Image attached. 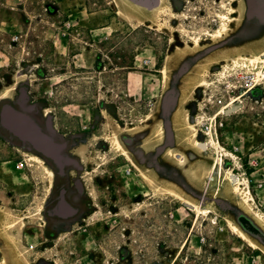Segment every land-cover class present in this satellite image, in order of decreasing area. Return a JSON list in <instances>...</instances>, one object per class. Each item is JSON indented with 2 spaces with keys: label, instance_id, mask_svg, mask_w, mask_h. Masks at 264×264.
Returning a JSON list of instances; mask_svg holds the SVG:
<instances>
[{
  "label": "rangeland",
  "instance_id": "rangeland-1",
  "mask_svg": "<svg viewBox=\"0 0 264 264\" xmlns=\"http://www.w3.org/2000/svg\"><path fill=\"white\" fill-rule=\"evenodd\" d=\"M262 173L264 0H0V264H264Z\"/></svg>",
  "mask_w": 264,
  "mask_h": 264
},
{
  "label": "bare ground",
  "instance_id": "bare-ground-1",
  "mask_svg": "<svg viewBox=\"0 0 264 264\" xmlns=\"http://www.w3.org/2000/svg\"><path fill=\"white\" fill-rule=\"evenodd\" d=\"M252 62H258V63H261V61H258L257 58H252L251 59V64ZM260 73V72H259ZM258 75V73H257ZM225 111V110H224ZM34 135V134H33ZM31 137V136H30ZM37 137V136H36ZM213 140V138H212ZM43 141V144L44 145V142L46 144V140H42ZM215 142V141H214ZM36 145V144H35ZM195 146H200L203 150H205V147L203 145H201L198 141H195ZM46 150V149H45ZM233 156V155H232ZM130 158V157H129ZM216 169H217V176H220L222 177L224 171H226L229 179H231L232 181V184H233V189L236 193H245L247 195H252L251 194V191H250V188H249V185H248V182L247 180H242L240 179L239 177H237L234 173H232L231 171L229 170H224L223 169V159L222 157L220 156V158L218 159V162L216 163ZM214 169L211 170L210 172V180L212 181L213 180V176L214 175ZM144 179L145 180H148L145 176H144ZM172 193L173 195H176V196H179V194L177 193H174V192H170ZM192 207H193V210L197 211L199 214H207V213H210L211 210L209 209H205L203 207H201L200 205H197V204H192ZM256 216L263 220L264 221V214L262 215H257ZM227 226L229 227V229H231L239 238H241L243 241H245L251 248L253 249H258V246L257 244L251 240L242 230H240V228L235 224L233 223L232 221L228 220L227 221Z\"/></svg>",
  "mask_w": 264,
  "mask_h": 264
},
{
  "label": "built area",
  "instance_id": "built-area-1",
  "mask_svg": "<svg viewBox=\"0 0 264 264\" xmlns=\"http://www.w3.org/2000/svg\"><path fill=\"white\" fill-rule=\"evenodd\" d=\"M67 26L69 28L70 27V24L68 23ZM18 40H19V37H16V41H18ZM248 83L253 86L255 84L254 83V79L249 78L248 79ZM221 125H223V124H221ZM238 152H239V148L238 147H235L232 150L231 154H233V155L236 156V158H237L236 160H240V162H242L243 159H242L241 156L238 155ZM236 160H233V161H236ZM248 164L251 166V168H254V169H257L259 167V161L257 159H252L251 158L249 160V163ZM260 180H262L264 182V173H262V175L260 176ZM259 186L262 187L263 186V183H260Z\"/></svg>",
  "mask_w": 264,
  "mask_h": 264
},
{
  "label": "flooded vegetation",
  "instance_id": "flooded-vegetation-1",
  "mask_svg": "<svg viewBox=\"0 0 264 264\" xmlns=\"http://www.w3.org/2000/svg\"><path fill=\"white\" fill-rule=\"evenodd\" d=\"M51 123H52V122H51ZM82 190H83L82 192L84 193V191H85L84 187H82ZM64 198H65V197H62V199H61V206L59 205V207H62V206H63L62 208H65V209L68 207V209H67L68 211H66L67 214H66V215L64 214V216H68V215L70 214V213H69V210H70L69 208H70V206L68 205V203L66 202V200H65Z\"/></svg>",
  "mask_w": 264,
  "mask_h": 264
},
{
  "label": "water",
  "instance_id": "water-1",
  "mask_svg": "<svg viewBox=\"0 0 264 264\" xmlns=\"http://www.w3.org/2000/svg\"><path fill=\"white\" fill-rule=\"evenodd\" d=\"M226 112H227V113H231V112H232V110H231V109H228Z\"/></svg>",
  "mask_w": 264,
  "mask_h": 264
}]
</instances>
